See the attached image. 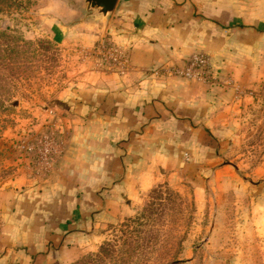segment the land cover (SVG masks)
I'll return each instance as SVG.
<instances>
[{"label": "rangeland", "instance_id": "374dc122", "mask_svg": "<svg viewBox=\"0 0 264 264\" xmlns=\"http://www.w3.org/2000/svg\"><path fill=\"white\" fill-rule=\"evenodd\" d=\"M84 13L83 0H0V255L23 199L57 206L54 187L75 143L121 128L106 89L133 77L130 47L114 40L113 14L102 22ZM192 57L147 74L215 84V74L179 73ZM221 111L227 131L204 174L158 172L125 205L94 210L83 237L55 248L49 264H264V83L238 90Z\"/></svg>", "mask_w": 264, "mask_h": 264}, {"label": "crops", "instance_id": "0c3cea01", "mask_svg": "<svg viewBox=\"0 0 264 264\" xmlns=\"http://www.w3.org/2000/svg\"><path fill=\"white\" fill-rule=\"evenodd\" d=\"M110 25L114 40L130 47L133 77L106 89L119 105L121 128L90 131L75 143L54 187L56 207L33 204L29 211L21 199L0 264H49L55 248L83 237L94 210L125 205L149 190L158 172L204 174L215 164L218 133L227 131L221 109L238 90L264 83V0H118ZM198 53L208 56L215 84L147 74L182 67ZM201 175L194 177L198 189Z\"/></svg>", "mask_w": 264, "mask_h": 264}, {"label": "water", "instance_id": "95a60500", "mask_svg": "<svg viewBox=\"0 0 264 264\" xmlns=\"http://www.w3.org/2000/svg\"><path fill=\"white\" fill-rule=\"evenodd\" d=\"M118 0H83L84 19L106 21L113 14Z\"/></svg>", "mask_w": 264, "mask_h": 264}, {"label": "built area", "instance_id": "2783aa9c", "mask_svg": "<svg viewBox=\"0 0 264 264\" xmlns=\"http://www.w3.org/2000/svg\"><path fill=\"white\" fill-rule=\"evenodd\" d=\"M179 73L188 78H199L201 76H213L212 65L207 55L201 53L194 55ZM212 78V77H211ZM207 79V78H205ZM185 160H188L186 155Z\"/></svg>", "mask_w": 264, "mask_h": 264}, {"label": "trees", "instance_id": "16d2710c", "mask_svg": "<svg viewBox=\"0 0 264 264\" xmlns=\"http://www.w3.org/2000/svg\"><path fill=\"white\" fill-rule=\"evenodd\" d=\"M3 37L6 38L7 36L5 35V33H0V52H6V48L5 46L7 45L6 43H4ZM1 60V59H0Z\"/></svg>", "mask_w": 264, "mask_h": 264}]
</instances>
